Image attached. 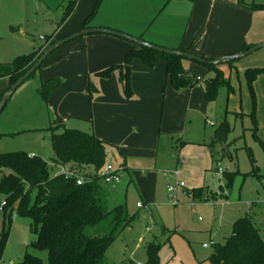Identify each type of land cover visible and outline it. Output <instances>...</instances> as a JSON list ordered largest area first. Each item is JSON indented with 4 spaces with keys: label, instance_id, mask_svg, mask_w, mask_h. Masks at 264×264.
<instances>
[{
    "label": "rangeland",
    "instance_id": "obj_1",
    "mask_svg": "<svg viewBox=\"0 0 264 264\" xmlns=\"http://www.w3.org/2000/svg\"><path fill=\"white\" fill-rule=\"evenodd\" d=\"M67 1L51 0L54 2L50 5L53 10L58 5L57 10L61 9L58 15H53L55 22L60 21L62 6ZM155 1L160 7L154 12H149V4L139 11L133 2L130 3L129 10H134H124L121 15L127 12L122 21L138 29L140 37L134 38L178 50L160 45L161 36L165 33L170 34L172 39L183 36L195 14V0ZM237 4L244 8L253 4L264 5V0H237ZM211 8V1L201 6L203 11ZM45 11L43 0H0V63H11L19 56L29 55L33 52L31 43L44 44L47 39L43 37L49 38L54 34L55 29L43 19ZM132 13L134 16L142 14L139 20L141 29L137 27ZM259 14L263 16L256 21L264 32V11ZM209 21L205 19V23ZM92 37L117 39L102 34ZM120 41L135 45L123 39ZM73 45L76 44L69 43L53 53L8 101L0 115V154L25 152L40 156L56 174L53 133H61L63 125L66 129L95 131L92 116L94 111H98V106L94 108L95 93L91 89L101 79L96 74L114 65L103 61L108 57H100L106 56V52L99 53L100 56L94 59L83 56L75 60L74 65L67 63V59L58 65L54 59L63 52L70 53L69 47ZM93 45L105 46L106 43L97 40ZM123 60L115 65L122 64ZM233 64L235 69L229 64L220 65L223 77L230 82L232 90L221 87L218 97L208 102L201 84L193 89L174 90L166 80L163 57L156 56L153 69L140 59H134L131 89L134 80L140 81L147 75L154 78L159 85L157 97L165 120L164 130H170L173 141L168 144L166 159L170 162L165 167L158 170L134 167L124 172L121 183L103 184L109 208L126 206L128 213L135 215L132 225L119 233L106 252L109 264H145L148 246L152 243L160 244V264H214L210 258L216 245L223 244L226 238L233 235L235 222L244 216L253 221L264 238V74L254 79L253 92L247 78L248 69L264 70V49ZM185 66L196 72L194 68L200 65L185 60ZM115 73L120 72L116 71L113 75ZM211 76L210 72L208 78ZM54 78H59L62 83L46 102L41 95V87ZM84 81L85 84L82 83ZM78 85H83L82 95L72 91ZM72 112L76 113L75 118L71 117L75 114ZM76 117L86 120L77 122ZM222 123L230 126L225 146L227 154L223 155L222 149L216 148L215 162L212 155V159L207 156L208 166L204 167L200 157L202 148H208ZM99 126L107 128L109 124L98 119L96 129ZM183 142L189 147L180 153L187 146ZM107 157L109 164L116 168L124 164V157L110 145ZM179 157L184 163L180 168V177L187 186V192L198 188L195 190H200L201 198L193 199L181 194L176 204L168 192L172 183L163 176V172L173 171ZM85 175L94 176L95 170L88 169ZM230 175H233L231 183ZM6 198L7 193L0 189V206ZM138 204L141 206L138 207ZM7 225L4 213L0 211V233ZM36 240L37 236L31 231V220L14 213L1 264H22L27 254L39 258L42 264H49L47 252L32 246Z\"/></svg>",
    "mask_w": 264,
    "mask_h": 264
},
{
    "label": "trees",
    "instance_id": "obj_2",
    "mask_svg": "<svg viewBox=\"0 0 264 264\" xmlns=\"http://www.w3.org/2000/svg\"><path fill=\"white\" fill-rule=\"evenodd\" d=\"M79 3L80 0L67 1L56 32L74 14ZM98 4L85 20L82 29H91L90 23L98 10ZM246 7L253 11H264V5L253 4ZM48 43L29 55L17 57L11 63H0V81L8 80L10 88L33 67L44 50L55 41ZM135 46L136 48L125 54L122 64L99 71L96 75L109 79L114 72L119 71L127 95L132 96L131 76L134 59H140L153 69L156 56L159 55L165 61L166 80L176 91L193 89L201 84L206 100L213 102L221 87L232 90L230 82L224 79L220 66L194 62L207 70L205 76H200L185 66V60L188 59L158 53L136 44ZM249 49L247 47L243 51ZM179 50L193 54L189 48L182 47ZM234 62L228 64L232 66ZM210 72L212 76L208 78ZM260 74H264V70L247 71L252 92L253 81ZM61 83L59 78H54L42 84L41 95L46 102L51 94L60 88ZM7 91L0 94V100ZM253 116L255 118V107ZM62 127L64 130L61 133H53L52 136L55 168L70 166L71 171L84 178L83 185L77 184L76 176L55 174L53 167L40 156H31L25 152L0 154V189L7 193L6 206L2 212L8 224L0 233V264L7 247L14 213L31 220V231L37 236L32 246L47 252L49 264H109L106 252L113 246L119 233L132 225L135 215L131 216L126 206H108L101 172L108 163L109 144L99 139L93 131L66 129L64 125ZM229 132L228 123H222L215 131L211 144L207 146L214 162L216 148H221L223 155L227 154L225 146ZM90 167L95 170L94 176L85 175L86 169ZM228 178L231 183L233 175ZM188 195L193 199L201 198L200 190L194 189ZM159 250L160 244H150L145 264H160ZM210 260L214 264H264V238L259 228L248 216L237 219L233 235L226 238L223 244L216 245ZM22 264H42V261L27 254Z\"/></svg>",
    "mask_w": 264,
    "mask_h": 264
},
{
    "label": "crops",
    "instance_id": "obj_3",
    "mask_svg": "<svg viewBox=\"0 0 264 264\" xmlns=\"http://www.w3.org/2000/svg\"><path fill=\"white\" fill-rule=\"evenodd\" d=\"M43 1L46 9V16L43 19L52 25L50 27L53 30L55 29L53 31L54 34L49 37L50 41H57L81 31L84 21L93 13L99 2V0H80L74 14L56 32V26L59 21L55 22L56 18L53 15H58L61 9L57 10L58 5L53 10L50 5H53L54 2H51V0ZM209 1H211L212 8L207 11L201 10V6L206 5ZM132 2L134 3V7L139 11L146 4L150 5L149 12H154L156 8L160 7L155 0H101L99 9L90 23V27L106 28L125 33L132 37H140L137 28L129 27L122 21L127 11L132 12L134 10H129L128 5ZM62 8L64 11L65 7L62 6ZM126 9L128 10L121 15ZM194 9L195 14L192 15L183 36L179 37V39H172L170 34L165 33L161 36L162 40L160 42L162 44L160 45L178 50L182 47L189 48L194 55L205 57L208 60H216L235 55L247 47L252 48L264 42L263 27L256 21L263 15L259 14L260 11H253L246 6L244 8L239 6L237 0H195ZM134 17L137 27L141 29L139 20L142 14L138 13L134 16V13H132V18ZM205 19L210 21L205 23ZM93 35L98 34L86 35L71 42V44L75 43L76 45L69 47L71 49L70 53L63 52L54 61H57L58 63H56L59 65V63L67 59V63L74 65L75 60L83 56L86 59L91 57L94 59L95 56H100L99 53L106 52V56L100 57H108V59L103 61L107 62V65H115L121 59H124L123 56L125 57L126 52L136 48L135 45H126L120 41L122 39L119 37L102 34L117 39H96L92 37ZM43 38L46 40V37ZM49 40L39 45L31 43L33 51L41 48L48 42L50 43ZM97 40L106 43V45H93ZM232 68L235 69L236 66L233 64ZM194 70L200 76L207 74V70L203 66H199L197 69L194 68ZM119 74L115 73L109 79H98L96 85L91 89L95 93L94 108L98 106V111H94L92 116L95 122L94 133L99 139L116 148L121 153L124 157V164L122 165L126 168V171L129 172L134 167H146L147 170L163 168L170 162L166 157L168 156V144L170 141H173V134L170 135V130H164L165 120L157 97L159 85L151 75H147L140 81L134 80L132 82L133 95L129 96L126 93L125 85L120 79ZM78 79H81V77ZM82 83L85 84V81ZM82 87L83 85H78L77 88H73V93L82 95ZM8 88L9 81L1 80L0 94L7 91ZM75 115L76 113L72 114L71 117L75 118ZM98 119L107 121L109 126L107 128L99 126L96 129ZM75 120L78 122L79 120L86 119L76 117ZM185 145H187V148L182 149L180 153L188 149L189 144L185 143ZM202 149L204 150H202L200 156L202 165L207 167V156L211 158V153L208 148L205 149L204 147ZM107 162L109 163L110 161L107 160ZM185 164H188V161ZM183 166L184 163L179 157L174 169H179L180 171V168ZM57 169L59 171L70 170V166L66 168L59 167ZM88 169L93 168L90 167L86 170Z\"/></svg>",
    "mask_w": 264,
    "mask_h": 264
},
{
    "label": "water",
    "instance_id": "obj_4",
    "mask_svg": "<svg viewBox=\"0 0 264 264\" xmlns=\"http://www.w3.org/2000/svg\"><path fill=\"white\" fill-rule=\"evenodd\" d=\"M92 34H108L114 37H119L121 39L127 40L131 43L136 44L137 46L146 47L148 49H151L153 51H156L158 53L167 54L171 56H177L181 58L188 59L191 62H196L200 64H208L212 66H220L223 64H228L229 62L236 61L245 57L250 56L251 54L257 52L258 50L264 49V42L260 43L258 45H255L254 47L250 48L249 50L242 51L240 53H237L235 55L222 57L220 59L216 60H206L202 57H199L197 55L187 53L181 50H169L163 47H159L147 42H144L140 39H136L134 37H131L129 35H126L124 33L114 31L111 29L106 28H91V29H82L81 31L70 35L68 37L59 39L55 41L54 44L47 47L44 52L42 53L41 57L36 61V63L33 65V67L23 76L21 77L16 83H14L9 90L4 94L2 99L0 100V115L3 112L6 104L8 101L12 98V96L15 94V92L18 90L19 87H21L27 80H29L39 68L43 66V64L48 60V58L57 50L65 46L66 44H69L83 36L86 35H92Z\"/></svg>",
    "mask_w": 264,
    "mask_h": 264
},
{
    "label": "built area",
    "instance_id": "obj_5",
    "mask_svg": "<svg viewBox=\"0 0 264 264\" xmlns=\"http://www.w3.org/2000/svg\"><path fill=\"white\" fill-rule=\"evenodd\" d=\"M126 168L124 166H120L118 168L113 165L107 163L101 172V178L105 184L109 185H117L122 182V176ZM220 173L221 170H218ZM62 173L66 174L67 177L77 178V184L83 185L85 183L84 178L75 174V171L71 170H63ZM163 176L168 179L172 184L168 187V192L171 194L172 199L175 200L176 204L179 203V196L182 194L186 197H189L187 192L186 184L181 180L179 169H174L173 171H164ZM6 206V202L3 201L0 206V211ZM141 205L138 204V207Z\"/></svg>",
    "mask_w": 264,
    "mask_h": 264
}]
</instances>
